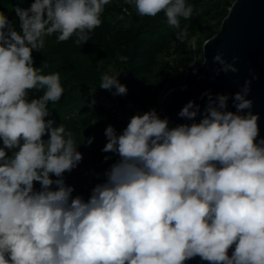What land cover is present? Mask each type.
<instances>
[{"label":"clouds","instance_id":"obj_1","mask_svg":"<svg viewBox=\"0 0 264 264\" xmlns=\"http://www.w3.org/2000/svg\"><path fill=\"white\" fill-rule=\"evenodd\" d=\"M109 3L34 0L14 9L20 31L0 11V264H185L197 256L208 264H264V138L246 99L250 81L234 95L235 112L228 95L206 93L202 114L193 101L179 112L190 124L169 127L152 109L119 134L109 125L102 151L119 159L106 182L87 201L65 184L83 155L72 132L46 119L64 88L58 72L42 74L47 64L33 66L32 53L54 33L84 45ZM126 3L140 16L163 12L176 29L193 14L186 0ZM237 59L229 63L217 51V74L237 72ZM118 76L104 74L100 88L126 95Z\"/></svg>","mask_w":264,"mask_h":264},{"label":"trees","instance_id":"obj_2","mask_svg":"<svg viewBox=\"0 0 264 264\" xmlns=\"http://www.w3.org/2000/svg\"><path fill=\"white\" fill-rule=\"evenodd\" d=\"M33 2L0 0V11L20 31L19 17L14 9L17 6L27 9ZM234 2L186 0L193 6V14L187 20L180 18V28L176 29L169 26L163 12L155 17L140 16L134 4L110 0L101 14V25L89 33L90 39L84 45H77L75 36L58 41L59 34L54 33L44 38L40 52L33 51V66L41 68L47 64L42 74L58 72L64 88L60 101L49 102L50 115L46 119L72 132L79 145L78 151L83 155L79 165L63 177L65 184L74 188L73 197L79 195L87 201L92 189L106 182L105 173L118 156L102 151L107 143L105 129L111 125L119 134L127 126L107 108L93 105L92 99L97 92L115 100L122 96L113 95L114 89L100 88L102 76L119 74L118 80L127 87L126 98L158 113L167 91L182 86L186 71L202 64L204 43L220 31ZM185 30L183 41L178 40L177 32ZM42 94L43 90L30 92L29 100ZM88 138H93L90 145L83 143ZM106 156L110 157L107 161ZM86 168L91 171L90 176L84 175ZM35 188L40 189L39 183Z\"/></svg>","mask_w":264,"mask_h":264},{"label":"water","instance_id":"obj_3","mask_svg":"<svg viewBox=\"0 0 264 264\" xmlns=\"http://www.w3.org/2000/svg\"><path fill=\"white\" fill-rule=\"evenodd\" d=\"M217 51L222 52L229 63L233 62L234 56L238 57L234 64L238 71H220L217 74V69L221 67L213 62ZM246 81H250L246 99L253 102L250 111L259 116L258 139L264 138V0H235L220 31L204 43L202 64L186 71L182 86L167 91L158 114L161 118H168L169 127L190 124L192 121L179 117V112L189 101H193L199 105L202 114L208 103L206 93L213 98L218 94L228 95L227 110L235 112L234 95L243 89ZM200 119L201 115H198L196 122ZM185 264L208 262L197 256Z\"/></svg>","mask_w":264,"mask_h":264},{"label":"built area","instance_id":"obj_4","mask_svg":"<svg viewBox=\"0 0 264 264\" xmlns=\"http://www.w3.org/2000/svg\"><path fill=\"white\" fill-rule=\"evenodd\" d=\"M92 103L95 107L107 108L119 121L124 122L126 125L129 123L132 116L150 111L143 108L141 105L133 103L131 100L127 99L125 95H122L120 100H115L105 93L97 92L93 96ZM83 173L85 176L91 175V171L87 168Z\"/></svg>","mask_w":264,"mask_h":264}]
</instances>
